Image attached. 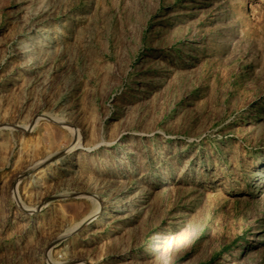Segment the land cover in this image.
<instances>
[{"label": "rangeland", "instance_id": "rangeland-1", "mask_svg": "<svg viewBox=\"0 0 264 264\" xmlns=\"http://www.w3.org/2000/svg\"><path fill=\"white\" fill-rule=\"evenodd\" d=\"M0 264H264V0H0Z\"/></svg>", "mask_w": 264, "mask_h": 264}, {"label": "bare ground", "instance_id": "bare-ground-1", "mask_svg": "<svg viewBox=\"0 0 264 264\" xmlns=\"http://www.w3.org/2000/svg\"><path fill=\"white\" fill-rule=\"evenodd\" d=\"M64 171H66L67 169H65V168H62ZM67 172V171H66Z\"/></svg>", "mask_w": 264, "mask_h": 264}]
</instances>
